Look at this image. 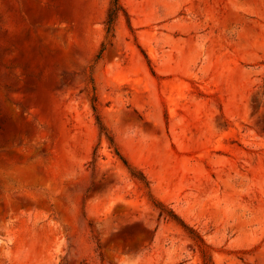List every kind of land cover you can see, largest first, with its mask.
<instances>
[{
	"label": "rangeland",
	"instance_id": "rangeland-1",
	"mask_svg": "<svg viewBox=\"0 0 264 264\" xmlns=\"http://www.w3.org/2000/svg\"><path fill=\"white\" fill-rule=\"evenodd\" d=\"M111 1L0 0V264H264V0Z\"/></svg>",
	"mask_w": 264,
	"mask_h": 264
},
{
	"label": "trees",
	"instance_id": "trees-1",
	"mask_svg": "<svg viewBox=\"0 0 264 264\" xmlns=\"http://www.w3.org/2000/svg\"><path fill=\"white\" fill-rule=\"evenodd\" d=\"M120 12L123 14V16L127 20V23L129 24L128 14L125 11V9L123 8L122 4L119 2V0H112L110 2V6L108 8L107 15H106V20H105V30H106L107 33H111L112 34V31L114 29L115 20L117 19L118 13H120ZM100 128L102 129L101 126H100ZM107 138H108L110 144L113 145L112 138L109 135H107ZM113 147H114L115 153L119 156V158L122 160V162L124 163V165H126V167L129 170L131 176H133L134 178L139 179L140 181H142L144 183H147L146 180H145V176L141 172H136V171L132 170L130 168V166L128 165L127 161L120 155L119 150L115 146H113ZM155 205H156V207L159 208V216L163 215L166 218H170V219H174V220L179 221V224L182 227H184V229L187 230V232L190 235V237L196 243H198V246H200V243H202V240L200 239V237L198 236V234L194 230H192L191 228H189L188 226H186V224H184V222H182L178 218V216L171 209L167 208L166 206H164L160 202H158ZM200 250H201L202 255H205L204 254V250L201 249V248H200Z\"/></svg>",
	"mask_w": 264,
	"mask_h": 264
}]
</instances>
